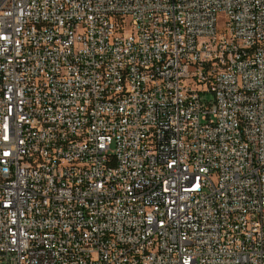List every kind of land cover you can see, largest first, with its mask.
Here are the masks:
<instances>
[{"label": "built area", "instance_id": "built-area-1", "mask_svg": "<svg viewBox=\"0 0 264 264\" xmlns=\"http://www.w3.org/2000/svg\"><path fill=\"white\" fill-rule=\"evenodd\" d=\"M0 264H264V0H0Z\"/></svg>", "mask_w": 264, "mask_h": 264}, {"label": "rangeland", "instance_id": "rangeland-1", "mask_svg": "<svg viewBox=\"0 0 264 264\" xmlns=\"http://www.w3.org/2000/svg\"><path fill=\"white\" fill-rule=\"evenodd\" d=\"M206 98H207L208 100H212V99H213V95H212V94H207V95H206Z\"/></svg>", "mask_w": 264, "mask_h": 264}]
</instances>
